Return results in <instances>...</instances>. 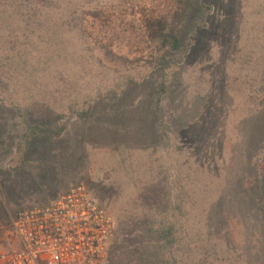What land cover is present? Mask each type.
I'll list each match as a JSON object with an SVG mask.
<instances>
[{
  "label": "rangeland",
  "instance_id": "obj_1",
  "mask_svg": "<svg viewBox=\"0 0 264 264\" xmlns=\"http://www.w3.org/2000/svg\"><path fill=\"white\" fill-rule=\"evenodd\" d=\"M153 1L0 0V225L84 183L135 212L118 256L264 264V0H171L168 51Z\"/></svg>",
  "mask_w": 264,
  "mask_h": 264
},
{
  "label": "built area",
  "instance_id": "obj_2",
  "mask_svg": "<svg viewBox=\"0 0 264 264\" xmlns=\"http://www.w3.org/2000/svg\"><path fill=\"white\" fill-rule=\"evenodd\" d=\"M112 215L84 183L0 225V264H107Z\"/></svg>",
  "mask_w": 264,
  "mask_h": 264
},
{
  "label": "trees",
  "instance_id": "obj_3",
  "mask_svg": "<svg viewBox=\"0 0 264 264\" xmlns=\"http://www.w3.org/2000/svg\"><path fill=\"white\" fill-rule=\"evenodd\" d=\"M171 0H160L153 1L152 3L146 4L143 3V10L132 11V18L130 21V26L136 35L147 44L148 47L152 48L154 46L158 47L161 50H172L178 47L180 38L178 33L174 28L170 27V14L171 9L168 8ZM95 16H98V13H95ZM106 57L112 60H125L126 57L115 54L110 48L105 45L101 46ZM156 195V191L152 186H146L143 191L140 193V197L146 203H150L153 197ZM94 198L109 212L107 206L103 205L102 200L97 195H93ZM52 199H48L42 204H47L51 202ZM31 207V206H30ZM134 210H130L125 217L122 218L121 215L113 216L116 223V234L114 240L112 241L109 251H108V264H163L164 261L155 257L153 258L151 253L148 251L150 246H146L145 242H142V247L137 249L135 253L126 254L124 253L123 257L118 256L116 252L118 251V243L120 241L127 240L129 235L128 227L133 225L134 220ZM146 234V233H145ZM144 234V235H145ZM143 235V236H144ZM146 236V235H145ZM142 241V240H141ZM141 243V242H140ZM141 245V244H140Z\"/></svg>",
  "mask_w": 264,
  "mask_h": 264
}]
</instances>
